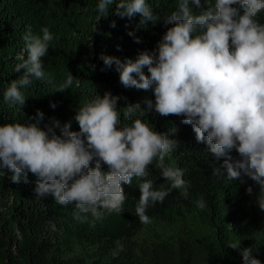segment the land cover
<instances>
[{
    "label": "clouds",
    "instance_id": "obj_1",
    "mask_svg": "<svg viewBox=\"0 0 264 264\" xmlns=\"http://www.w3.org/2000/svg\"><path fill=\"white\" fill-rule=\"evenodd\" d=\"M113 2L98 0L100 16L108 15ZM204 3L177 0L176 10L164 18L170 27L153 51L124 60L101 54V70L114 65L125 87L150 89L154 95V100L144 99V107L140 102L128 104L125 119L137 111L181 116L182 123L192 126L197 142L205 143L217 160L223 158L215 174L226 180L247 175L264 193V23L256 18L264 10V0H214L206 7ZM115 14L129 19L140 14L142 25L160 18L147 0H116ZM40 32L33 34L29 28L23 36L25 49L14 67L23 74L3 93L10 106L25 105L22 89L33 77L50 79L42 57L54 36L48 27ZM73 81L69 72L57 90L69 89ZM119 99L111 92L97 94L63 124L51 117L42 127L45 114L39 109L31 117L34 122L0 124V175L6 169L10 180L18 183L28 182L31 173L36 177V196L51 194L60 205L72 204L75 219H81V213L100 218L102 209L123 210L122 182L131 185L133 177H147L149 165L157 160L169 186L157 189L152 179L142 180L135 206L139 220L150 223L146 214L150 205L163 202L173 189L187 198L190 185L183 178L184 169L164 164L165 156L177 147L173 134L158 132L139 117L130 124L122 122ZM73 120L78 130L72 129ZM233 150L239 159L232 157ZM246 191L251 194L252 187ZM256 202L264 210V194L257 195ZM196 204L204 208L203 197ZM228 247L240 252L242 264H262L251 247H240V240Z\"/></svg>",
    "mask_w": 264,
    "mask_h": 264
},
{
    "label": "trees",
    "instance_id": "obj_2",
    "mask_svg": "<svg viewBox=\"0 0 264 264\" xmlns=\"http://www.w3.org/2000/svg\"><path fill=\"white\" fill-rule=\"evenodd\" d=\"M147 2L160 17L154 24H139L140 14L131 19L119 17L115 14L116 0L107 16H100L96 9L98 0H0V124L34 122L31 117L37 109L45 114L42 127L51 117L63 124L72 119L78 106L97 94L111 92L120 97L122 122L130 124L139 117L158 132L172 133L177 140L164 164L184 169L189 196L185 198L180 190L173 189L163 202L150 205L146 214L151 221L168 224L184 220L185 236L178 242L159 241L145 255L129 245L146 225L135 212L141 195L139 183L152 179L157 189L169 186L157 160L149 165L147 177H133L131 185L122 182L126 195L123 210L102 209L100 218L81 213L82 218L75 219L72 204L60 205L51 194L36 196L33 174L29 173L28 182L17 183L10 180L5 169V175H0V264H242L240 252L228 247L239 240L241 248L251 247L252 254L264 264V210L256 202L257 195L264 193L259 185L244 174L235 180L215 174L223 158L217 160L205 143L197 142L192 126L182 123L181 116L141 115L137 111L125 119L128 104L140 102L144 107V99L154 100V95L150 89L125 87L114 65L101 70V54L135 59L140 51L156 48L170 27L164 18L176 10L177 0ZM213 2L202 0L205 7ZM256 18L264 23V10ZM42 27H48L54 36L48 54L42 57L50 79L33 77L22 89L25 105L10 106L3 93L23 74V69L14 70L17 55L25 49L23 36L29 28L33 34H42ZM69 72L73 85L57 90ZM72 129L78 130L74 120ZM56 131L59 134V129ZM231 155L239 159L235 150ZM249 186L251 194L246 191ZM201 197L205 201L202 209L196 204Z\"/></svg>",
    "mask_w": 264,
    "mask_h": 264
},
{
    "label": "rangeland",
    "instance_id": "obj_3",
    "mask_svg": "<svg viewBox=\"0 0 264 264\" xmlns=\"http://www.w3.org/2000/svg\"><path fill=\"white\" fill-rule=\"evenodd\" d=\"M186 227L187 223L184 220H178L174 224L153 220L140 230L129 242V245L142 255H145L159 241L178 242L185 236Z\"/></svg>",
    "mask_w": 264,
    "mask_h": 264
}]
</instances>
